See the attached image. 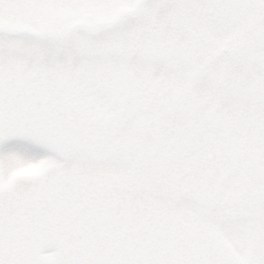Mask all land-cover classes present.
Returning a JSON list of instances; mask_svg holds the SVG:
<instances>
[{
  "label": "snow or ice",
  "instance_id": "snow-or-ice-1",
  "mask_svg": "<svg viewBox=\"0 0 264 264\" xmlns=\"http://www.w3.org/2000/svg\"><path fill=\"white\" fill-rule=\"evenodd\" d=\"M0 264H264V0H0Z\"/></svg>",
  "mask_w": 264,
  "mask_h": 264
}]
</instances>
